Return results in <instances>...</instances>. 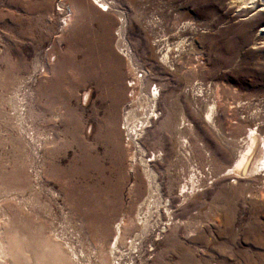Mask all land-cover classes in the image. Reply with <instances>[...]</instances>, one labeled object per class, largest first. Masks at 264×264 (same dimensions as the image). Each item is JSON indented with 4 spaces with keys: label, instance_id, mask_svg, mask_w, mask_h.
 Here are the masks:
<instances>
[{
    "label": "rangeland",
    "instance_id": "1",
    "mask_svg": "<svg viewBox=\"0 0 264 264\" xmlns=\"http://www.w3.org/2000/svg\"><path fill=\"white\" fill-rule=\"evenodd\" d=\"M104 1L107 13L88 0H0V236L18 227L21 237L57 243L70 264H96L102 219L110 209L131 213V185L143 188L149 169L173 223L164 226L160 214L137 252L115 264H264V180L258 172L237 190L223 177L234 140L250 128L264 133V21L240 16L230 0ZM100 21L108 42L98 39ZM90 49L104 59L95 58L94 77L78 87ZM139 106L148 123L134 131ZM179 108L193 129L185 128L192 163L204 175L182 208L181 179L172 181L189 164L175 148ZM209 110L218 132L203 118ZM79 115L96 162L86 169L75 147ZM0 264L11 261L1 255Z\"/></svg>",
    "mask_w": 264,
    "mask_h": 264
},
{
    "label": "bare ground",
    "instance_id": "2",
    "mask_svg": "<svg viewBox=\"0 0 264 264\" xmlns=\"http://www.w3.org/2000/svg\"><path fill=\"white\" fill-rule=\"evenodd\" d=\"M88 1L89 2H87V5L90 9L94 10L93 8H95V6L92 4V2L94 3V1L96 2V0ZM230 1L239 10L238 12L240 16L246 17L249 14H252L250 16V19L254 16L258 17V19L255 20L256 23L262 20L264 21V0ZM97 3L98 5H96L97 8L95 9L99 10L100 13H107L109 11L110 7L108 5L110 3L104 0H99L97 1ZM119 22L122 23L121 17H119ZM98 24L101 25V21ZM101 27V34L98 36V39L102 43L108 42L109 40H107L105 37V35L108 36V30L105 29L102 25ZM260 32V34H263L260 36L264 37V25L261 27ZM117 36H119V33H117ZM84 57L85 59L87 58L86 64H88V66L86 69L79 70L78 77L80 81H78V87H82L83 84L87 82V80H91L92 77H94L93 74L92 77L90 76V69L91 66L95 63V58L104 59V56L101 54V51L99 49L96 51L90 49L88 53L84 54ZM112 74V80L117 81L118 72H112ZM133 85H135V83ZM154 90H156V87ZM148 92H150V88ZM49 95L50 97H54L55 91H52ZM149 96L151 97V95L148 94L147 98L143 99L144 101H146V105L148 104V101L150 102ZM151 100H157L156 96L152 97ZM151 105L152 106L150 107H154V103H151ZM139 107L141 111L140 115L143 118H136L133 120L131 129H134V131H136L135 129L139 125L143 126L145 123H148L149 116H147V113L142 112L143 106ZM151 114H155L153 110L151 111ZM174 118L175 121L173 123L172 129L174 133L175 148L177 149V154L184 156L187 162H189L187 175H179V173H175L174 178L172 179V181L179 178L181 179L179 185H177V188H175V193L178 197L179 207L182 208L186 204H188L189 207L190 202L196 196H198V192L201 191V180L204 175L199 170L197 165L195 163H192L193 149L188 141L185 130V128H187V131L189 133H192V125L188 121L186 124L184 112L181 108H179L177 115L175 117H172V119ZM203 118L213 130L218 132L215 129V125L213 124L210 110L205 113ZM139 120L142 121L139 122ZM82 125L83 124L80 120L79 115V118L76 121L74 127V133L76 137L75 147L79 153L77 158L79 167L82 166L84 169H86L92 167L93 164L95 166L96 162L92 157H89L90 154L82 137ZM112 131H114V129ZM112 131L111 134H113ZM109 143H111L110 134L108 136V142L107 139L104 138L101 144L107 146ZM115 148L116 153L119 156L117 144L115 145ZM231 150L232 155L234 156V162L224 170L223 177H230V179L234 181L228 183L227 187L233 188V186H235V189L238 190L239 186L237 184L239 180L247 179L251 176H257L258 172L260 173L259 175L261 176V178L264 180V133L262 135L258 134L257 127L250 128L245 136L234 140V147H232ZM156 157V153H152L149 162L156 161ZM130 158L131 168L134 171L136 166L135 156L130 155ZM99 174L101 175L102 173L99 172ZM208 174L210 175L211 179V172H209ZM134 176L136 175L134 174ZM155 176L156 175L149 169L143 170V177L145 180L144 187L141 188L137 183L131 185V188L129 190L130 203L128 205L129 210L133 205L131 213L125 212L122 215L120 213L117 215L118 211L110 209L108 221L106 220V218L102 219L101 224L103 225V231H98L99 237H97V239L95 240L94 246L96 264H115V260H119L120 258L124 257V255L128 257L131 252H137L135 251L137 249L136 241L139 240L140 237L147 235L150 230H153L155 228V221L158 222L160 214H164L167 217L164 226L172 225L173 220L171 218L172 211L170 207V200L167 198V203H163L165 199H161L158 185L154 181ZM171 182L170 184H172ZM117 186L119 188V183L117 184ZM248 191L247 193H250ZM142 192L144 193L142 194ZM246 197L249 199H253L251 195H247ZM250 203L251 202H249V204ZM193 214L196 215V212ZM111 220L117 221H114V223H112L111 225ZM166 230L167 229L164 228V232ZM159 235L160 234H158V236ZM108 237H110V241L106 243V239ZM1 255L4 257H8L11 261V264H70V259L67 260L65 252L57 243L51 242L48 239H44L42 242L40 240L35 241L34 239L31 240L30 238L21 237L18 227H15L14 230L4 236V238L0 236V256Z\"/></svg>",
    "mask_w": 264,
    "mask_h": 264
},
{
    "label": "built area",
    "instance_id": "3",
    "mask_svg": "<svg viewBox=\"0 0 264 264\" xmlns=\"http://www.w3.org/2000/svg\"><path fill=\"white\" fill-rule=\"evenodd\" d=\"M154 89H155V86H153V87L150 88L151 95H152Z\"/></svg>",
    "mask_w": 264,
    "mask_h": 264
}]
</instances>
